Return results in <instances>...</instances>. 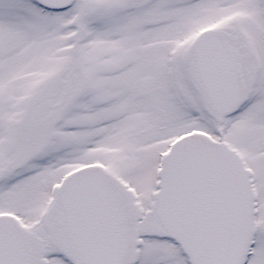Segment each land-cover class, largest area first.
Here are the masks:
<instances>
[{
  "label": "snow or ice",
  "instance_id": "6c2138e0",
  "mask_svg": "<svg viewBox=\"0 0 264 264\" xmlns=\"http://www.w3.org/2000/svg\"><path fill=\"white\" fill-rule=\"evenodd\" d=\"M0 264H264V0H0Z\"/></svg>",
  "mask_w": 264,
  "mask_h": 264
}]
</instances>
